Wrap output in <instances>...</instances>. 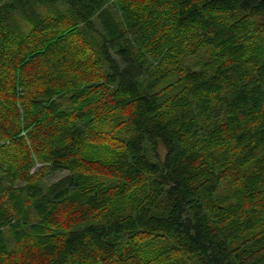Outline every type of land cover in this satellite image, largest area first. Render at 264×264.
<instances>
[{"label":"trees","instance_id":"1","mask_svg":"<svg viewBox=\"0 0 264 264\" xmlns=\"http://www.w3.org/2000/svg\"><path fill=\"white\" fill-rule=\"evenodd\" d=\"M160 32L216 60L179 95L131 50ZM263 241L264 0L0 4V264H264Z\"/></svg>","mask_w":264,"mask_h":264},{"label":"rangeland","instance_id":"2","mask_svg":"<svg viewBox=\"0 0 264 264\" xmlns=\"http://www.w3.org/2000/svg\"><path fill=\"white\" fill-rule=\"evenodd\" d=\"M108 9L117 17V21L121 22V26L124 27V21L122 18L121 13H118L116 11L115 8H113L112 5L109 4ZM42 16H44V18H48V19H54L55 17L59 16V15H55V13H52L51 11H42L41 13ZM256 23V22H254ZM258 23V22H257ZM158 35H156L150 42H148L146 45H143L139 42L133 43L131 46V50L134 53V55L144 58L146 59L149 63H151L153 65V69L154 71L159 70L158 66H166L167 62H169V60L172 61L173 64H176L175 68V72L170 74V81L172 82V89H171V94L172 95H179L183 90H184V85L180 84V83H174L173 80L177 77V71L179 70H184V68H191V69H199L200 68V64L205 65L209 70L212 69L213 67L216 66V60L213 56V51L211 49H209L208 47L199 46L195 41L190 42L189 40V44L183 42L182 44L178 45L176 44V40L175 38H171L170 42H166L164 47L160 48L159 46H155L156 43H152V41L156 38L162 35V33H157ZM196 43V44H195ZM188 44V45H187ZM189 47L191 48V50L189 49ZM160 48V49H159ZM209 62V63H208ZM196 63H198L197 65H195ZM211 63L213 64V67L211 66ZM240 67L239 70L242 72H245L247 74H253L255 67L252 65L250 66L247 61L245 60V58H241L240 59ZM237 78H240L239 74L237 75ZM166 79V78H165ZM176 80V79H175ZM167 85V79L163 81V83L161 84L160 90L162 88H164ZM162 100H164V97L162 98ZM185 100H188V104L187 106H190L191 103L193 102V98L192 97H186ZM123 114L125 115L126 112L123 111ZM111 118V120H109ZM121 117L119 114H115L113 115V117H109L107 119H105L104 123L101 124V128H99L101 131H98L96 128L95 130L97 132H104L105 133H109L111 131H113V127L112 126H116L117 124H121L118 126V128H124V125H126V122L121 120ZM113 129V130H112ZM238 148L235 150V154L237 155L238 152V156H241V151H239ZM159 154L160 157L162 158L164 156V150L163 148L160 147L159 149ZM242 164V162H241ZM252 167H254L252 165ZM249 168L248 166L245 167V173L249 174ZM67 174L66 171H58L56 172L54 175L51 176H47L43 178V181L45 182L46 185H49L57 180H59L60 178L64 177ZM222 192V191H221ZM30 217H32V221L33 223H35L36 219H33L32 213H30ZM228 236H231L233 234H235V236L239 235V233H233V231H229L226 233ZM238 236L235 238H232L233 241L238 240ZM166 244L168 246L165 245H161L156 247V251L159 252L160 255L165 254V252L170 251L173 248V242H170L169 240H166ZM263 249H264V241L261 244ZM238 248L241 249L242 246H236ZM170 249V250H169ZM179 256V255H178ZM174 260H172L170 263L168 264H187V260H183V256H180V258H176L173 257Z\"/></svg>","mask_w":264,"mask_h":264},{"label":"bare ground","instance_id":"3","mask_svg":"<svg viewBox=\"0 0 264 264\" xmlns=\"http://www.w3.org/2000/svg\"><path fill=\"white\" fill-rule=\"evenodd\" d=\"M247 25V24H246ZM42 28V27H41ZM196 30H197V28H196ZM40 31V30H39ZM15 33V32H14ZM40 33V32H39ZM49 33V32H48ZM260 33V32H259ZM198 35V34H197ZM6 36V35H5ZM52 36V35H51ZM54 36V35H53ZM10 37V36H9ZM16 37H18V36H16ZM57 37V36H56ZM51 38V37H50ZM208 38V37H207ZM204 39V38H203ZM234 39V38H233ZM16 40V39H15ZM238 40V39H237ZM8 41V40H7ZM200 41V40H199ZM228 42V41H227ZM231 42V41H230ZM227 44V43H226ZM233 44V43H232ZM238 44H240V43H238ZM242 44H244V42L242 43ZM236 46V45H235ZM240 46V45H239ZM243 46V45H242ZM230 47V46H229ZM232 48V47H231ZM235 49V48H234ZM220 54V53H219ZM257 56V55H256ZM242 58V57H241ZM245 58V57H244ZM209 63V62H208ZM51 70V69H50ZM205 73V72H204ZM211 74V73H210ZM239 75H240V73H239ZM245 76V75H244ZM54 78V77H53ZM235 79V78H234ZM244 80V79H243ZM29 82V81H28ZM50 82V81H49ZM52 88V87H51ZM50 88V89H51ZM55 88V87H54ZM163 115H164V113H163ZM51 262V261H50Z\"/></svg>","mask_w":264,"mask_h":264},{"label":"clouds","instance_id":"4","mask_svg":"<svg viewBox=\"0 0 264 264\" xmlns=\"http://www.w3.org/2000/svg\"><path fill=\"white\" fill-rule=\"evenodd\" d=\"M4 3V0H0V4Z\"/></svg>","mask_w":264,"mask_h":264}]
</instances>
